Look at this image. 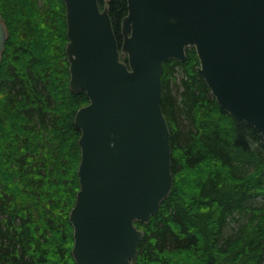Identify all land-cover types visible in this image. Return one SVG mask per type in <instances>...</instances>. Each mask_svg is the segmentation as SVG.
Wrapping results in <instances>:
<instances>
[{
	"label": "trees",
	"instance_id": "1",
	"mask_svg": "<svg viewBox=\"0 0 264 264\" xmlns=\"http://www.w3.org/2000/svg\"><path fill=\"white\" fill-rule=\"evenodd\" d=\"M109 13L121 45L127 0H111ZM0 14L9 28L0 64V264H76L75 115L89 98L70 89L66 3L0 0ZM186 52L163 65L174 184L150 222H136L145 234L136 264H264V205H251L264 199L263 135L220 106L195 47ZM231 222L238 230L226 235Z\"/></svg>",
	"mask_w": 264,
	"mask_h": 264
},
{
	"label": "water",
	"instance_id": "2",
	"mask_svg": "<svg viewBox=\"0 0 264 264\" xmlns=\"http://www.w3.org/2000/svg\"><path fill=\"white\" fill-rule=\"evenodd\" d=\"M70 88L89 103L81 131L80 189L70 212L76 264H136L148 222L174 184L163 65L195 47L221 107L264 138V0H127L119 45L104 0H64ZM0 15V64L8 38ZM128 56V60L123 59Z\"/></svg>",
	"mask_w": 264,
	"mask_h": 264
},
{
	"label": "rangeland",
	"instance_id": "3",
	"mask_svg": "<svg viewBox=\"0 0 264 264\" xmlns=\"http://www.w3.org/2000/svg\"><path fill=\"white\" fill-rule=\"evenodd\" d=\"M189 175H190V177H191V175H194L195 176V174H189ZM251 205H253V206H263L264 205V199H260L259 198V199L252 200L251 201ZM236 230H238V224H236V222H231L225 228V234L226 235L233 234Z\"/></svg>",
	"mask_w": 264,
	"mask_h": 264
},
{
	"label": "bare ground",
	"instance_id": "4",
	"mask_svg": "<svg viewBox=\"0 0 264 264\" xmlns=\"http://www.w3.org/2000/svg\"><path fill=\"white\" fill-rule=\"evenodd\" d=\"M6 42H7V41H6ZM165 199H166V198H165ZM165 199H164V200H165ZM162 202H163V201H162ZM155 214H156V213H155ZM149 222H150V220H149L148 222H143V223H149ZM71 223H72V222H71ZM138 228H139V227H138ZM140 229H141V228H140ZM142 230H143V229H142ZM143 231H144V230H143ZM144 235H145V234H144ZM141 241H142V240H141ZM141 241H140V242H141ZM74 242H75V241H74ZM139 244H140V243H139ZM138 248H139V245H138Z\"/></svg>",
	"mask_w": 264,
	"mask_h": 264
}]
</instances>
